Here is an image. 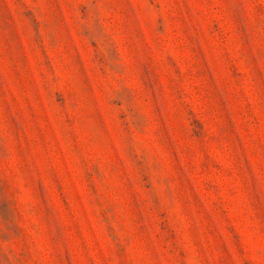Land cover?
I'll return each mask as SVG.
<instances>
[{
    "label": "rangeland",
    "instance_id": "obj_1",
    "mask_svg": "<svg viewBox=\"0 0 264 264\" xmlns=\"http://www.w3.org/2000/svg\"><path fill=\"white\" fill-rule=\"evenodd\" d=\"M0 264H264V0H0Z\"/></svg>",
    "mask_w": 264,
    "mask_h": 264
}]
</instances>
